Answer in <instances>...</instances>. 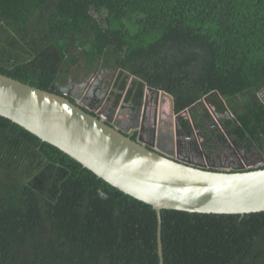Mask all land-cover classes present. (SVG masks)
Segmentation results:
<instances>
[{"label":"trees","instance_id":"1","mask_svg":"<svg viewBox=\"0 0 264 264\" xmlns=\"http://www.w3.org/2000/svg\"><path fill=\"white\" fill-rule=\"evenodd\" d=\"M0 62L44 90L118 68L115 102L130 74L124 100L167 92L182 134L264 149V0H0ZM160 241L163 264H264V210L161 209ZM159 260L150 204L0 115V264Z\"/></svg>","mask_w":264,"mask_h":264},{"label":"water","instance_id":"2","mask_svg":"<svg viewBox=\"0 0 264 264\" xmlns=\"http://www.w3.org/2000/svg\"><path fill=\"white\" fill-rule=\"evenodd\" d=\"M0 65L5 66L2 62ZM145 89L167 95L173 114L170 94L150 86ZM263 94L264 90L258 95ZM92 112L90 101L85 102L70 91L53 87L44 90L0 73V115L153 207L157 215L159 264H163L161 209L239 214L264 210V168H258L264 164V154L260 150V161L255 164L231 167V163L205 160L204 164H192L148 148L140 139H132ZM183 112L188 113L186 109ZM222 165L230 168H215Z\"/></svg>","mask_w":264,"mask_h":264},{"label":"flooded vegetation","instance_id":"3","mask_svg":"<svg viewBox=\"0 0 264 264\" xmlns=\"http://www.w3.org/2000/svg\"><path fill=\"white\" fill-rule=\"evenodd\" d=\"M78 71L79 68H74L67 84H51L49 88L53 87L62 92L70 91L75 97L83 99L85 102L90 101L93 107L92 113H97L99 117L109 120L117 128L127 132V135H134V139H140L141 143L150 149L192 164H204L205 161L225 164L230 161L233 164H229L231 167L258 163L260 158L257 150H260L262 155L264 154L263 148L255 147L241 153L224 136L214 139V142H208L207 140L203 141L194 129L190 136L182 134L178 129L176 114L174 112L172 114L170 108L165 116L162 113L164 99L170 107L169 98L154 89L146 90L144 87L140 104L124 100L126 90L132 79L136 78L133 75H127L126 87L115 102L118 92L116 87L118 68L111 69L98 65L87 75L81 71L78 73ZM75 84L81 85L77 88L78 90L71 88ZM149 102L153 103V111L152 106L148 110L146 108ZM215 168L230 167L222 165L215 166Z\"/></svg>","mask_w":264,"mask_h":264},{"label":"rangeland","instance_id":"4","mask_svg":"<svg viewBox=\"0 0 264 264\" xmlns=\"http://www.w3.org/2000/svg\"><path fill=\"white\" fill-rule=\"evenodd\" d=\"M79 86L81 85H78V84H75V86H71V88H74V89H77ZM78 90V89H77ZM152 106V111H153V103L149 102L148 105H147V110L149 109V107ZM169 103L166 101V99L163 100V112L164 113V116H165V113L167 112V110H169ZM185 114V116L189 118V115L185 112H183ZM174 123V122H173ZM175 125V124H174ZM172 131L174 132V128L172 127ZM178 136V135H177Z\"/></svg>","mask_w":264,"mask_h":264},{"label":"clouds","instance_id":"5","mask_svg":"<svg viewBox=\"0 0 264 264\" xmlns=\"http://www.w3.org/2000/svg\"><path fill=\"white\" fill-rule=\"evenodd\" d=\"M188 114V113H187ZM177 115V114H176ZM225 163H230V161H227V162H225Z\"/></svg>","mask_w":264,"mask_h":264}]
</instances>
